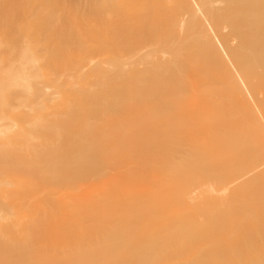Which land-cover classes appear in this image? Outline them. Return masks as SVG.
Instances as JSON below:
<instances>
[{"label": "bare ground", "instance_id": "obj_1", "mask_svg": "<svg viewBox=\"0 0 264 264\" xmlns=\"http://www.w3.org/2000/svg\"><path fill=\"white\" fill-rule=\"evenodd\" d=\"M0 264H264V0H0Z\"/></svg>", "mask_w": 264, "mask_h": 264}, {"label": "rangeland", "instance_id": "obj_2", "mask_svg": "<svg viewBox=\"0 0 264 264\" xmlns=\"http://www.w3.org/2000/svg\"><path fill=\"white\" fill-rule=\"evenodd\" d=\"M36 204H38V202H37ZM36 210H38V209H36ZM36 210H35V211H36ZM87 237H89V236H87Z\"/></svg>", "mask_w": 264, "mask_h": 264}]
</instances>
